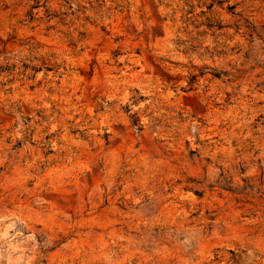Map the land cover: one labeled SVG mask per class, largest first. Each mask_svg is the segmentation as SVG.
<instances>
[{"label":"rangeland","instance_id":"obj_1","mask_svg":"<svg viewBox=\"0 0 264 264\" xmlns=\"http://www.w3.org/2000/svg\"><path fill=\"white\" fill-rule=\"evenodd\" d=\"M0 264H264V0H0Z\"/></svg>","mask_w":264,"mask_h":264}]
</instances>
